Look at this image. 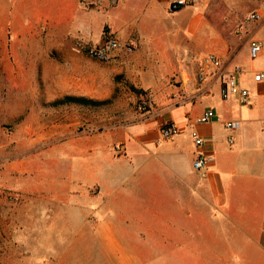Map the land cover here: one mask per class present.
<instances>
[{"label": "crops", "instance_id": "obj_1", "mask_svg": "<svg viewBox=\"0 0 264 264\" xmlns=\"http://www.w3.org/2000/svg\"><path fill=\"white\" fill-rule=\"evenodd\" d=\"M47 1L0 6L10 72L49 75L54 68L66 76L70 69L58 89L83 97L102 69L113 90L123 75L130 92H149H131L129 100L151 109L77 140L70 175L54 171L55 182L46 167L27 179L31 162L11 168L7 195L0 194V264H264V81L254 80L264 72V50L262 67L250 60L251 44L264 45V4L249 12H260L261 20L235 36L240 27L224 26L238 14V0H195L176 12L173 0H52V14ZM104 28L134 43V51L116 52L108 62L90 59L86 47L103 40ZM208 53L228 72L242 69L247 105L221 96L220 76L198 83ZM208 110L213 120L198 123ZM167 122L180 128L171 139L161 134ZM230 122L236 129L226 127ZM194 131L204 140L200 147ZM200 154L212 158L205 180L194 169ZM159 182H166L163 191ZM48 196L67 207L55 213L53 226Z\"/></svg>", "mask_w": 264, "mask_h": 264}, {"label": "rangeland", "instance_id": "obj_2", "mask_svg": "<svg viewBox=\"0 0 264 264\" xmlns=\"http://www.w3.org/2000/svg\"><path fill=\"white\" fill-rule=\"evenodd\" d=\"M31 1L43 2V0ZM47 2L48 13L52 14L55 4L52 0ZM238 2L243 3L238 14L231 20L229 18L224 27L235 31L238 26L243 34L249 26L245 22L246 14L252 9H260L264 3L254 0H238ZM7 3L8 0H0V6L5 7ZM1 13L0 9V194L6 196L5 181L8 175L11 174V177L14 175V169L11 168L15 165L24 161L31 162L30 167H26L28 169L25 175L27 179L37 176L38 170L46 167L48 182H55L57 179L52 175L54 171H61L63 176L70 175L73 159L71 151L78 145L77 140L98 131L110 129L109 127H114L116 121L124 122L132 116L131 112L133 114L146 113L151 108L147 104V109L143 110V102L129 100L130 93L133 91L130 92L125 76L116 78L115 81L122 85L113 90L107 78L102 75L104 71L97 68L95 69L96 88L86 92L89 96L83 97L103 101L106 104L96 107L74 104L54 106L53 102L56 100L66 96H75L73 91L58 89L59 78L70 80V69L67 70L66 76L55 74L54 68L49 75L12 74L8 66L12 63L7 49L9 29L6 14L1 16ZM107 32L108 29L104 28L105 36L108 35ZM151 34L158 35L160 31L156 30ZM241 34L238 33L235 36H241ZM124 44L129 46L132 43ZM122 50L131 52L127 48ZM260 58L250 60L254 66L262 67L263 62ZM173 81L171 78L168 82L173 84ZM110 118L112 122H108ZM15 177L21 176L15 175ZM67 181V177L63 179V182ZM159 184L161 185L160 191H163L166 182H159ZM2 201L3 205L7 206L6 199ZM65 205V202L56 201L53 196L47 197L48 226L54 225L56 212L67 210ZM164 205L170 207L165 202ZM165 206L160 204L159 210H169ZM49 237L51 236L48 235ZM48 251H50L49 246Z\"/></svg>", "mask_w": 264, "mask_h": 264}, {"label": "built area", "instance_id": "obj_3", "mask_svg": "<svg viewBox=\"0 0 264 264\" xmlns=\"http://www.w3.org/2000/svg\"><path fill=\"white\" fill-rule=\"evenodd\" d=\"M195 0H173L171 4V11H176L179 8H184L190 4H193ZM261 1V0H254ZM262 18L260 12L255 11L249 13L245 17V22L248 25H253L260 21ZM237 33H241V28H238ZM127 48L129 51L135 49V44L126 45L122 43L114 35H106L103 40L97 45H91L86 47V54L90 59L98 62L110 61L116 52L122 51ZM264 50L263 42L254 41L250 46V56L252 60H257L262 56ZM242 74L241 68H235L232 71H226L223 60L214 53H208L201 59V70L197 76L198 83L202 84L206 81L209 75L220 76L223 79L220 93L223 98H230L236 96L242 105H247L250 99V90L243 87L240 82V76ZM255 82L261 83L264 81V72H257L254 76ZM148 105L144 103L142 109L146 110ZM215 117L213 110L206 111L202 116L197 119L200 124L209 123ZM237 124L230 122L227 124L229 130L236 129ZM180 133V128L173 122H167L163 125L161 134L164 139H171ZM192 139L197 147L204 144V140L200 137L197 131L192 133ZM233 143V140H230ZM212 158L200 154L194 161V169L203 180L207 179L210 173V165Z\"/></svg>", "mask_w": 264, "mask_h": 264}, {"label": "trees", "instance_id": "obj_4", "mask_svg": "<svg viewBox=\"0 0 264 264\" xmlns=\"http://www.w3.org/2000/svg\"><path fill=\"white\" fill-rule=\"evenodd\" d=\"M183 8V7H182ZM182 8H179L176 11L181 10ZM132 91L137 93L138 95H148L147 91H144L142 89H138L136 87H132ZM66 104H74V105H80V106H87V107H96V106H102L106 104V102L103 101H96L92 99H88L85 97H76V96H66L62 99L56 100L53 102L54 106H62Z\"/></svg>", "mask_w": 264, "mask_h": 264}]
</instances>
